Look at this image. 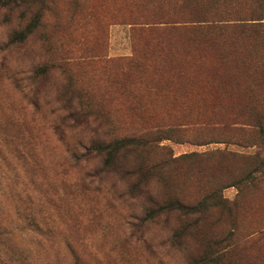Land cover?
<instances>
[{
  "label": "rangeland",
  "instance_id": "374dc122",
  "mask_svg": "<svg viewBox=\"0 0 264 264\" xmlns=\"http://www.w3.org/2000/svg\"><path fill=\"white\" fill-rule=\"evenodd\" d=\"M3 2L0 264H264L263 0Z\"/></svg>",
  "mask_w": 264,
  "mask_h": 264
},
{
  "label": "trees",
  "instance_id": "16d2710c",
  "mask_svg": "<svg viewBox=\"0 0 264 264\" xmlns=\"http://www.w3.org/2000/svg\"><path fill=\"white\" fill-rule=\"evenodd\" d=\"M7 0H4L3 3H5ZM264 4V0H263ZM228 20H234V19H228ZM235 20H241L243 22L248 21V23H251V25L255 23H262L260 21L264 20V14H258L257 16H252L251 18H241V19H235ZM29 33V28L26 30H22L19 32H16L15 39L11 40V42H22L27 37V34ZM163 137V136H162ZM160 139H163V138ZM133 138H128V145H131L133 143ZM123 140H114L112 142H105L102 141L98 145V150L101 152H105L108 157L115 156L116 152L120 151L121 148L126 147V144H123ZM103 143V144H101ZM115 154V155H114ZM205 206L204 200L199 201L197 204H182L178 200H168L166 202H163L161 205H158V210L160 212H170V211H181L184 214H191L196 211L201 210L202 207Z\"/></svg>",
  "mask_w": 264,
  "mask_h": 264
}]
</instances>
